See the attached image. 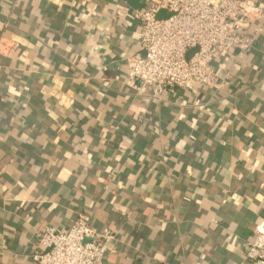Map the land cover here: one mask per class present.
<instances>
[{"label":"crops","instance_id":"1","mask_svg":"<svg viewBox=\"0 0 264 264\" xmlns=\"http://www.w3.org/2000/svg\"><path fill=\"white\" fill-rule=\"evenodd\" d=\"M151 1L0 0V264H36L37 234L78 215L117 234L104 264H251L264 30L215 59L219 91L153 98L125 65L140 53L132 14Z\"/></svg>","mask_w":264,"mask_h":264},{"label":"built area","instance_id":"2","mask_svg":"<svg viewBox=\"0 0 264 264\" xmlns=\"http://www.w3.org/2000/svg\"><path fill=\"white\" fill-rule=\"evenodd\" d=\"M132 16L140 25V53L125 61L127 85L148 88L153 98L191 85L219 91L215 59L231 58L234 50L249 52L264 30L262 7L249 10L241 0H152ZM254 22L252 34H245ZM4 50L0 44V54ZM116 236L78 215L66 230L47 227L37 234L38 249L30 259L36 264H104ZM244 255L251 264H264L263 231H255Z\"/></svg>","mask_w":264,"mask_h":264},{"label":"rangeland","instance_id":"3","mask_svg":"<svg viewBox=\"0 0 264 264\" xmlns=\"http://www.w3.org/2000/svg\"><path fill=\"white\" fill-rule=\"evenodd\" d=\"M162 17H163V16H160V15H159V18H162Z\"/></svg>","mask_w":264,"mask_h":264}]
</instances>
